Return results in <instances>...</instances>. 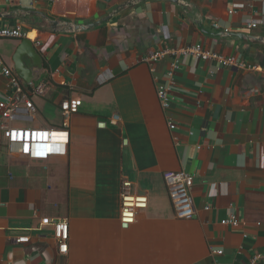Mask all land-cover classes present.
I'll use <instances>...</instances> for the list:
<instances>
[{"label": "crops", "instance_id": "obj_1", "mask_svg": "<svg viewBox=\"0 0 264 264\" xmlns=\"http://www.w3.org/2000/svg\"><path fill=\"white\" fill-rule=\"evenodd\" d=\"M244 3L0 0V27L25 32L0 38V60L36 109L34 120L22 111L11 124L58 127L61 102L81 100L65 155L19 156L0 130V264H250L255 254L254 264H264V16L261 0ZM256 19L261 23L247 26ZM23 38L42 64L29 83L13 61ZM195 43L258 70L181 53L141 61L158 49ZM174 61L164 111L156 85L168 82ZM24 63L32 68L29 57ZM9 91L0 70V113ZM178 170L190 174V219L175 216L163 180L164 172ZM123 178L147 197L127 226L119 221ZM231 214L236 227L221 223ZM44 217L67 220L66 253L58 252ZM19 236L28 242H15ZM211 248L223 253L211 255Z\"/></svg>", "mask_w": 264, "mask_h": 264}, {"label": "built area", "instance_id": "obj_2", "mask_svg": "<svg viewBox=\"0 0 264 264\" xmlns=\"http://www.w3.org/2000/svg\"><path fill=\"white\" fill-rule=\"evenodd\" d=\"M262 1V16H264V0ZM252 0H245L243 7H251ZM233 13V10H229ZM261 23V19L247 21L248 27L253 28ZM217 27V24H214ZM25 36L20 25L13 27H0V38H22ZM186 54L193 56L202 61H214L217 66L234 67L250 70H258L254 64H247L244 61L236 58L234 55H223L212 50L204 48L201 44L195 43L184 48L164 47L158 49L151 54L141 58L142 62L151 63L158 60L165 54L177 55ZM178 67L177 62L171 63L166 77L168 82L156 85V95L160 106L164 111L170 109L173 91V75ZM0 70L8 80L9 93L6 94L2 103L0 113V130L11 151L19 156H24L33 160H46L51 156H62L67 152L69 144V121L72 113L78 111L81 105V100L77 97L65 100L60 104L62 115L61 125L51 128H31L18 127L11 124V121L20 116L24 111L25 117L28 120H34L36 116V109L31 101L30 94L21 83L17 74L2 63L0 60ZM262 80L264 82V71H262ZM118 116L112 117V122L117 123ZM168 127L172 130L175 128V123L169 118ZM163 180L166 185L168 197L170 199L174 214L178 218L190 219L195 213V208L189 194L190 174L184 170L167 171L163 173ZM210 195L215 196L214 184L210 187ZM147 197L145 194L137 193L134 189L133 183L123 178L120 184V214L119 221L122 225L127 226L133 224L136 219V214L139 210L146 208ZM209 209V206H205ZM44 225H51L53 230V237L58 246V252L66 253L68 241V222L66 219H55L44 217L41 219ZM222 224L236 227L238 220L235 215L231 214L229 217L221 220ZM28 236H19L15 239L17 243L28 242ZM223 253L222 248H211V255H219ZM259 258L255 254L251 258L250 264H254L255 260ZM215 264L218 262L215 260Z\"/></svg>", "mask_w": 264, "mask_h": 264}, {"label": "water", "instance_id": "obj_3", "mask_svg": "<svg viewBox=\"0 0 264 264\" xmlns=\"http://www.w3.org/2000/svg\"><path fill=\"white\" fill-rule=\"evenodd\" d=\"M109 2L110 0H103ZM77 25V24H74ZM24 56H27L32 61V68H28L24 63ZM13 61L17 73L22 76L25 82L29 83L34 77L35 71L42 68L41 58L33 44L26 38H23L21 43L17 46Z\"/></svg>", "mask_w": 264, "mask_h": 264}]
</instances>
